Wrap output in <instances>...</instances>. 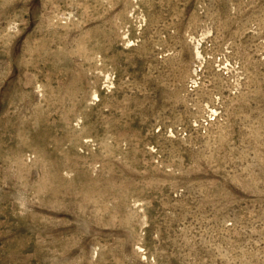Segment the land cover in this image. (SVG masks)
I'll use <instances>...</instances> for the list:
<instances>
[{
    "label": "rangeland",
    "instance_id": "obj_1",
    "mask_svg": "<svg viewBox=\"0 0 264 264\" xmlns=\"http://www.w3.org/2000/svg\"><path fill=\"white\" fill-rule=\"evenodd\" d=\"M0 264H264V0H0Z\"/></svg>",
    "mask_w": 264,
    "mask_h": 264
}]
</instances>
